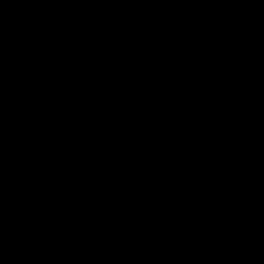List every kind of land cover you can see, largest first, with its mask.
<instances>
[{"label": "water", "instance_id": "obj_1", "mask_svg": "<svg viewBox=\"0 0 264 264\" xmlns=\"http://www.w3.org/2000/svg\"><path fill=\"white\" fill-rule=\"evenodd\" d=\"M0 264H264V0H0Z\"/></svg>", "mask_w": 264, "mask_h": 264}]
</instances>
